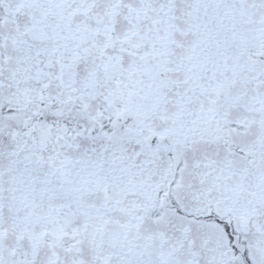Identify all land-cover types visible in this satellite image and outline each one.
Instances as JSON below:
<instances>
[{
    "label": "snow or ice",
    "instance_id": "1",
    "mask_svg": "<svg viewBox=\"0 0 264 264\" xmlns=\"http://www.w3.org/2000/svg\"><path fill=\"white\" fill-rule=\"evenodd\" d=\"M0 264H264V0H0Z\"/></svg>",
    "mask_w": 264,
    "mask_h": 264
}]
</instances>
